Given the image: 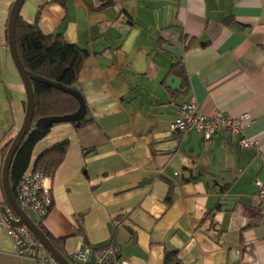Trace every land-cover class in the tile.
<instances>
[{
    "label": "crops",
    "instance_id": "1",
    "mask_svg": "<svg viewBox=\"0 0 264 264\" xmlns=\"http://www.w3.org/2000/svg\"><path fill=\"white\" fill-rule=\"evenodd\" d=\"M16 0H0V203L3 154L26 116V90L8 46ZM26 0L20 15L44 34L89 52L77 89L92 122L54 126L35 146L29 169L69 142L52 179L43 222L70 258L112 241L130 264H264V0ZM187 38V49L182 39ZM184 67L187 81L174 72ZM177 69V68H176ZM176 76L180 91L166 86ZM196 99L203 113L247 116L244 136L220 131L206 141L171 130L178 107ZM6 158V157H5ZM172 195V202L166 198ZM27 212V211H25ZM34 213V212H33ZM14 214V213H13ZM83 216L87 241L75 234ZM31 219V218H30ZM39 222L37 215L31 219ZM0 264H44L16 253L0 224Z\"/></svg>",
    "mask_w": 264,
    "mask_h": 264
},
{
    "label": "trees",
    "instance_id": "2",
    "mask_svg": "<svg viewBox=\"0 0 264 264\" xmlns=\"http://www.w3.org/2000/svg\"><path fill=\"white\" fill-rule=\"evenodd\" d=\"M93 1L98 5L95 8L97 11H103L114 5V0ZM39 20L40 13H38L34 23L26 22L20 14L18 16L16 24V43L21 62L28 72L47 81L59 83L66 88L79 91L77 89L79 77L85 61L89 58V52L76 44L68 43L60 33L44 34L39 27ZM182 42L188 49L193 41H191L188 46L187 38H183ZM173 70L184 82L187 81L184 67L179 68V64L174 65ZM32 85L35 94L33 123L30 132L21 143L14 157L10 171V185L14 195L19 183L29 169L35 146L49 134L54 126H56L48 123L38 125L37 123L48 117H62L74 114L80 108L78 100L69 94L38 82H32ZM87 116H89L88 108ZM87 116L80 125L77 123L71 124L77 129L82 128L92 122V119H88ZM10 145L3 154L4 159ZM68 149L69 142L64 141L43 152L38 157L34 165V170L40 168L53 179ZM166 201L168 203L172 202L171 194L166 198ZM45 219L46 218L39 219L37 223L39 229L67 260L76 264L65 252V240H56L44 227L43 222ZM83 219V216L77 219L78 228L75 230V234L87 241L85 229L83 227ZM111 243H114V241ZM165 264H179L177 252H168L165 256Z\"/></svg>",
    "mask_w": 264,
    "mask_h": 264
},
{
    "label": "built area",
    "instance_id": "3",
    "mask_svg": "<svg viewBox=\"0 0 264 264\" xmlns=\"http://www.w3.org/2000/svg\"><path fill=\"white\" fill-rule=\"evenodd\" d=\"M246 125V114L232 117L218 113L209 117L203 113L196 99H193L180 104L171 130L179 135L197 133L206 141L212 140L220 131H225L239 138L241 149H257L256 140L244 136ZM255 184L258 188L260 209L264 213V183L256 180ZM15 198L24 211L34 212L38 219L47 218L53 208L52 178L42 169H35L31 174L24 175L16 189ZM4 212L15 222L19 219L14 216L7 203H0V224L13 237L18 256L35 258L44 264H60L38 242L28 227L15 226ZM71 258L76 264H130L121 258V248L115 243L100 248H86Z\"/></svg>",
    "mask_w": 264,
    "mask_h": 264
},
{
    "label": "water",
    "instance_id": "4",
    "mask_svg": "<svg viewBox=\"0 0 264 264\" xmlns=\"http://www.w3.org/2000/svg\"><path fill=\"white\" fill-rule=\"evenodd\" d=\"M26 0H16L15 3L12 5L9 21H8V46L11 58L13 63L16 67V70L25 86L27 100H26V116L23 126L21 127L20 131L18 132L17 136L13 139L10 148L7 152L3 169H2V185L3 190L5 193V197L7 200V204L11 208L14 216L19 219L18 222H15L12 218H10L5 212L8 220L14 224L15 226H26L33 234V236L40 242L47 252L51 254L53 258H55L60 264H73L69 260H67L50 242V240L44 235V233L39 229L37 224H35L27 215V213L20 207L18 202L16 201L15 195L11 189L10 185V171L11 166L14 160V157L27 136V134L31 130V126L34 119L35 113V94L32 82H38L43 85H46L50 88L62 91L66 94H69L76 98L80 103L79 110L71 115H66L62 117H48L45 119L40 120L37 124H52V125H59V124H71L77 123L80 125L87 116V107L85 104V100L81 93L74 89L66 88L65 86L59 83H53L42 79L30 72H28L18 54L17 50V43H16V24L18 16L21 12L23 5L25 4ZM182 85V81L176 76H170L167 79L166 86L174 91H180Z\"/></svg>",
    "mask_w": 264,
    "mask_h": 264
},
{
    "label": "rangeland",
    "instance_id": "5",
    "mask_svg": "<svg viewBox=\"0 0 264 264\" xmlns=\"http://www.w3.org/2000/svg\"><path fill=\"white\" fill-rule=\"evenodd\" d=\"M26 213H27V215L29 216V218H31V219H35L36 214L33 213L32 211L28 210Z\"/></svg>",
    "mask_w": 264,
    "mask_h": 264
}]
</instances>
